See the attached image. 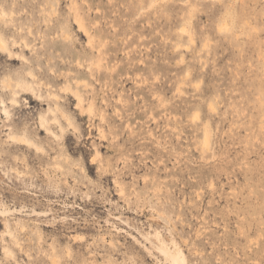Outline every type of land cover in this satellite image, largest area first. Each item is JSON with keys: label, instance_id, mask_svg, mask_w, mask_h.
I'll return each instance as SVG.
<instances>
[{"label": "rangeland", "instance_id": "rangeland-1", "mask_svg": "<svg viewBox=\"0 0 264 264\" xmlns=\"http://www.w3.org/2000/svg\"><path fill=\"white\" fill-rule=\"evenodd\" d=\"M0 15V264H264V0ZM5 78L33 91L13 103ZM78 80L92 113L64 89ZM55 103L77 125L50 120L58 136L41 126ZM23 128L37 145L9 139Z\"/></svg>", "mask_w": 264, "mask_h": 264}, {"label": "bare ground", "instance_id": "bare-ground-1", "mask_svg": "<svg viewBox=\"0 0 264 264\" xmlns=\"http://www.w3.org/2000/svg\"><path fill=\"white\" fill-rule=\"evenodd\" d=\"M1 10H3V9H1ZM2 13H4L5 15H7L6 14V12L5 11H3ZM4 15V16H5ZM1 16V15H0ZM3 17V16H2ZM81 21V19L79 20V22ZM79 27H83L84 28V26L80 23L79 24ZM84 30V29H83ZM87 30V32H88V29H86L85 28V31ZM93 39V35L92 34H89V43H91V40ZM18 42V41H17ZM0 49L1 50H8V51H10V53L12 52V50H11V48H10V46H9V44H8V41H7V39L2 35V33H0ZM99 51V50H98ZM22 57V56H21ZM80 62V61H79ZM78 62V63H79ZM80 64V63H79ZM91 64V63H90ZM92 65V64H91ZM91 65H89V67H91ZM91 69V68H90ZM29 72H31V71H29ZM30 76H33L34 78H35V74L34 73H32ZM3 83H4V86L6 87V88H10V90H11V92H12V94H13V96H12V102L13 103H19V100H18V93H19V91L17 90V87H25L26 89L27 88H31V90H32V88H34V84L33 83H30L29 81H23V80H18L17 82H16V84H13L11 81H10V78H5V79H3ZM79 83H80V81L78 80L77 81V86H72L73 84H70V85H66V87L64 88L65 90H69V91H73V94L75 95V97H76V100H77V106H79L80 108H81V110H83L85 107H86V109L88 110V112L89 113H92V111H93V109H94V101H93V98L91 99V100H89L88 101V105L87 104H85V101H86V98H85V95H83V93L81 92V90H79V87H78V85H79ZM85 85H89V84H85ZM24 88V89H25ZM22 89V88H21ZM25 89V90H26ZM35 90V89H34ZM33 91V90H32ZM39 94V93H38ZM39 95H42V94H39ZM47 95H48V97L50 98H53V99H56V100H58L59 98H60V96L56 93V92H53V91H49L48 93H47ZM1 102H3V103H5V100H2L1 99ZM56 104V106L55 107H52V106H50L49 108H50V111H52L53 112V116L51 117V118H47V117H45V116H41V126L43 127V126H45V127H47L48 128V131L50 132V131H52L54 134H55V136H58V134L54 131V130H52V128L50 127V124H51V122H50V120L51 121H53V124H57V125H59V127H60V129H61V131H62V133L64 134V132H65V130H66V128H67V125H73V126H77L76 124H75V122H74V118H73V116H71V114L70 113H68L67 111H66V109L65 108H63L60 104H58V103H55ZM2 109L6 112V113H8V109H7V107H6V105H4V107H2ZM62 118L63 119H65V121H66V123L67 124H64V122L62 121ZM207 134V133H206ZM207 137V136H206ZM205 137V138H206ZM9 139L11 140V141H15V142H24V143H26V144H28L29 146L31 145V144H35V145H37V143H36V141L30 136V134H29V129H27V128H23V130H22V132H20V133H16V132H14V131H12L11 133H9ZM208 140V137L205 139V145H207V142H209V141H207ZM213 186V185H212ZM0 211H2V210H0ZM7 211V210H6ZM8 212V211H7ZM4 215V214H3ZM20 219V218H19ZM7 221V220H6ZM9 222V221H8ZM8 222H6V228L8 227V229H9V224H8ZM22 228L23 227H25L26 226V223L25 222H23V221H20L19 223H18ZM8 229H7V232H9L8 231ZM24 229V228H23ZM10 230V229H9ZM9 233H11V232H9ZM12 235L14 236V233H12ZM165 250V249H164ZM164 250L162 251V252H164ZM168 252H169V249H166ZM166 251V252H167ZM174 251V250H173ZM177 251H179V250H177ZM180 252L181 251H179L178 252V254L176 253V252H172V250L170 251V255L169 256H171V258L170 259H172V261H173V264H186L185 263V258H184V256H181L180 255Z\"/></svg>", "mask_w": 264, "mask_h": 264}]
</instances>
